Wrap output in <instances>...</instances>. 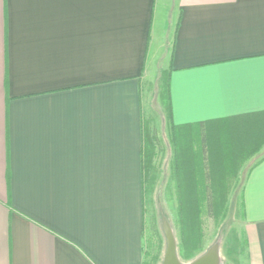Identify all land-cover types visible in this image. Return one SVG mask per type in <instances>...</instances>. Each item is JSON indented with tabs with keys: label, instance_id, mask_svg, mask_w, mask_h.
I'll return each mask as SVG.
<instances>
[{
	"label": "crops",
	"instance_id": "obj_1",
	"mask_svg": "<svg viewBox=\"0 0 264 264\" xmlns=\"http://www.w3.org/2000/svg\"><path fill=\"white\" fill-rule=\"evenodd\" d=\"M164 48L187 172L203 131L210 186L240 194L228 264H264V0H0V264L143 263L142 80Z\"/></svg>",
	"mask_w": 264,
	"mask_h": 264
},
{
	"label": "rangeland",
	"instance_id": "obj_2",
	"mask_svg": "<svg viewBox=\"0 0 264 264\" xmlns=\"http://www.w3.org/2000/svg\"><path fill=\"white\" fill-rule=\"evenodd\" d=\"M167 62L168 51L164 48L163 53L155 60L154 66L142 80L143 134L151 136L154 141L153 148L147 147V152L151 157L148 174L152 178L151 185L146 186L144 190L143 263H161L165 249V240L159 222V211L162 210L172 226L181 261H190L219 239L222 263L228 264L233 261L231 259L237 258L233 252L242 248L243 243L238 227L242 212L238 191L214 193L213 208L210 213L206 207L205 192L189 193L191 195L188 201L189 207L179 208L180 210L175 208V193L171 190L170 180L171 158L175 152L184 156L187 151L185 148L188 146L184 144L183 149L180 150V145H178L177 150L174 142L175 137L168 116L166 92L163 91L165 75L161 71L166 67ZM183 138L186 137H182V145L185 142ZM150 144H152L151 141ZM188 165H191L190 170L194 173L195 164L189 161ZM158 205H161L162 209H159Z\"/></svg>",
	"mask_w": 264,
	"mask_h": 264
},
{
	"label": "trees",
	"instance_id": "obj_3",
	"mask_svg": "<svg viewBox=\"0 0 264 264\" xmlns=\"http://www.w3.org/2000/svg\"><path fill=\"white\" fill-rule=\"evenodd\" d=\"M165 75V85H164V90L166 92V98H167V108H168V116H169V122H170V108H169V104H168V80H167V76H168V72H164ZM171 125V124H170ZM172 129V133L174 135V142L175 145H177V150H178V145H180V147H182L183 149V145H182V134L179 133V130L177 127L171 126ZM144 131H142L143 134ZM179 133V134H178ZM181 135V136H180ZM180 136V138H179ZM143 138V143H144V147H145V171L143 173V182L145 183V187L146 186H150L151 185V176L148 174L149 171V167H150V163H151V157H149V154L147 152V147L150 146L153 148L154 146V141L152 140L153 138H151V136H148L147 134H143L142 135ZM151 138V139H150ZM150 141L152 144H150ZM153 141V142H152ZM175 149V148H174ZM181 149V150H182ZM226 149L227 151H231L233 150V146L227 144L226 145ZM176 150V149H175ZM206 142H205V135L204 132L202 131L201 134V154H202V158L201 161L199 162L201 164L202 170L200 169L197 170L196 174L199 173L201 175H197L195 174V172L193 173L191 170H189L187 172V169L185 168L186 166V162L184 163L183 160H180V155L179 154H174V162H173V179L178 182V190L176 193V197L178 200V205L179 208L182 207H186L188 208L189 206V200L191 195L189 193H201V192H197V191H190V187L186 186V182H191L193 181L194 183H199L202 182L204 184V191H202V193L205 192V202H206V207H207V211L210 213L212 212V208H213V194L214 193H220V192H230L229 190L231 189L229 185H227V181L230 179V177H225V175L220 176L217 180L219 181V186H210V181H211V177L210 174L208 172V166H207V158H206ZM224 155L225 157H232V155L234 154L233 151L232 152H228V153H221V155ZM196 164V162H195ZM233 165H235V162L233 161H229L226 162V173L230 172L233 168ZM234 172V171H233ZM194 174V175H193ZM216 179V177H215ZM214 177H212V180H215ZM226 184V185H225ZM197 187V185H196ZM220 189V191L218 190ZM213 190V191H212ZM191 207V206H190ZM180 210V209H179ZM187 254V252H186ZM195 257V256H194ZM191 259V258H190ZM193 259V258H192ZM142 264H145L142 263Z\"/></svg>",
	"mask_w": 264,
	"mask_h": 264
},
{
	"label": "water",
	"instance_id": "obj_4",
	"mask_svg": "<svg viewBox=\"0 0 264 264\" xmlns=\"http://www.w3.org/2000/svg\"><path fill=\"white\" fill-rule=\"evenodd\" d=\"M158 207L162 209L161 205H158ZM159 222L165 240V249L160 264H222L219 239L211 244L203 253L190 261H181L178 255L177 241L172 226L162 210L159 211Z\"/></svg>",
	"mask_w": 264,
	"mask_h": 264
}]
</instances>
